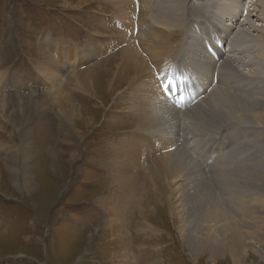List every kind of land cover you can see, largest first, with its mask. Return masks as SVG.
<instances>
[{
	"label": "rangeland",
	"instance_id": "rangeland-1",
	"mask_svg": "<svg viewBox=\"0 0 264 264\" xmlns=\"http://www.w3.org/2000/svg\"><path fill=\"white\" fill-rule=\"evenodd\" d=\"M67 1L68 9L59 6L61 0H0V98L5 99L0 104V264H233L228 254L212 259L209 251L200 253L206 247L197 245L199 240L206 239L204 231L198 234L199 228L205 224L214 226L223 210L224 225L229 222L241 227L239 263L264 264V125L234 121L225 112L227 108L233 109V104L224 107V115L228 116L227 120L224 117V123L188 118L180 101L191 99L194 83L199 84L193 79L195 73H187L184 84L176 72L189 65L186 45L191 39H196L195 43H200L205 54L213 58L205 48L207 41L212 51L220 55L219 62L213 73H198L203 94L200 88L196 89L198 97L192 101H202L205 94H212L217 86L222 89L223 84L231 94L263 101L264 40L260 36H264V0H215L210 6L207 3L213 0L206 3L176 0L178 6L181 4L177 10L181 14L179 23L172 25L175 31L171 33L174 38L171 42L180 43L179 51L176 50L179 55L171 54L176 71L171 70L166 80L160 77L159 81L170 87L171 94L167 97L170 106L182 110L184 115L177 113L176 120H166L171 125L162 128L166 133L157 132L156 141L152 135L155 132L141 135L136 130L137 119L125 107L129 94L121 79L129 77L128 69L123 71L126 77L119 78L113 87L120 94L114 97L113 90L108 95L112 100L99 89V78H95L105 66L116 72L119 52L126 44L119 42L121 37L116 30L126 28L125 21L111 14V5L106 0ZM170 1L142 0L144 10L151 9L143 10L144 23L153 19L155 11L169 8ZM134 3V13L138 16L140 0ZM222 6L225 12L217 15L216 9ZM207 7L216 10L215 16L205 12ZM209 20L216 21L213 24L217 33L208 26ZM96 31L101 34L99 44L108 45L93 47L90 56L82 60V66L65 71L66 66L54 59L65 75L55 82L61 97L68 99L69 92L77 113L94 115L90 127H86L89 120L78 121V118L70 126L52 103V88L42 81L40 65L45 61L52 69L49 64L54 62L50 56L56 57L53 49L56 44H60L67 56L75 47L83 56L86 42L94 38ZM217 36L220 40L215 46ZM114 38L116 42L107 43ZM224 56L236 65L239 77L231 70L226 72L225 67L221 69ZM146 61L152 73L167 63L150 58ZM184 70L193 69L184 67ZM68 72L81 78L86 73L93 78L95 93L104 96L99 108H92L94 99H88L81 91L71 92L73 86H68L66 81ZM11 75L23 79V83L11 81L14 80ZM173 76L176 83L169 81ZM182 82L188 90L183 96V90L177 91V84ZM161 135L166 137L161 139ZM177 136L179 140L171 143ZM143 137L147 142H142ZM112 144L122 148L130 145L134 149L127 152L130 157L126 155L117 162L109 155ZM149 145L150 152H145ZM176 148L188 154L187 160L199 168L208 186L204 183L205 192L195 194L194 199L204 212L193 208L197 216H192V212L184 217L183 223L170 213L172 208L169 209L165 200L167 177L156 175L152 184L145 179L153 168L154 158ZM27 151L31 155H26ZM74 152L77 154L71 155ZM217 175L224 178L223 184L215 181ZM25 182L30 185L27 190ZM241 201L245 202L246 214L238 208ZM246 227H261L263 233L255 239Z\"/></svg>",
	"mask_w": 264,
	"mask_h": 264
},
{
	"label": "bare ground",
	"instance_id": "bare-ground-1",
	"mask_svg": "<svg viewBox=\"0 0 264 264\" xmlns=\"http://www.w3.org/2000/svg\"><path fill=\"white\" fill-rule=\"evenodd\" d=\"M101 1L104 2L103 0H101ZM106 1H108L107 4L111 5V8H112L111 14L116 16V17H121L122 18L121 21L124 20L125 21L124 23H126V26H127L126 28L121 29L122 28L121 27L120 29L116 30V32L119 33L118 37H121V38H118L121 40L119 42L124 41L126 44H125V46H123V48H121V50L119 52L120 56L117 59L118 64L115 65L116 72L113 73L112 72L113 70L111 71L109 68L107 69V67H109V66H105L104 68H102L103 71L100 72L99 74H97L99 77H95V76L94 77L99 78L98 82H97L101 86V87H99V89L103 92L104 95L106 94L108 96L113 92V90H114L113 87H115L116 83L118 82V79L121 77H126L124 75L123 71H126V69H128V71L130 73L129 77H127L125 79H121V80H123V82L126 83V84L124 83L125 89L129 94L128 102L125 103V107H127L129 109L130 115L136 117L137 120H136V123H134V124L137 126L135 128L137 131H139V133H141V135L147 134L149 132H150V134L155 132L152 135L156 137L158 135V133H157L158 131L160 133H163L164 131L162 132V128L163 127L165 128L166 126L171 125L170 122H169L170 124H166V120H170V121L176 120L177 119V113H181L182 115L185 114L186 116H188V118L190 117V119H193L194 121L196 119H200V121L204 122V123L207 122V120H209V122L214 121L215 123L223 122L224 117H225V120H227L226 118L228 116H231V117H233V120L238 122L239 124L252 121L258 126L264 125V100L259 102L257 100V98H253V99L245 98L244 99L243 97H240L239 94L238 95L237 94L236 95L231 94V92L228 91L229 90L228 87H224V84H223L222 89H218L219 86H217L216 89H213L212 90L213 93L212 94L210 93L211 96H210V94H208V95L205 94L202 101L199 100L196 103L194 101H192V99H197V97H198L196 89L200 88V93H201L202 88L204 89V87H202L203 82L200 79V77L198 76V73L201 71L212 72L213 70H216V68H217L216 65L219 62L220 55L218 54V60L217 61L215 59H213L214 57L212 55L211 56L213 58H210L208 54H205L204 47H202L200 45V43H199V45L197 43H195L196 39L195 40L191 39V40H189V42L186 45V47H187L186 56L188 57V64L189 65H183L182 64L183 65L182 69L179 68L177 71L175 70V68H174L175 64L173 62V58H172L171 54L175 53L176 50L180 49V43H172L171 42L172 38H173V37L171 38V36H172L171 33H173L175 31V29H173L172 25L179 23V16L181 15L177 11L181 6V4L178 6V1H176V0L170 1L171 6H169V8H167V9H164V11H160V12L157 11V13L155 11V14L153 15V19L149 20V22H146V23H144V21H143V17L145 15V14H143V12L144 11L148 12L147 10H149L150 8H148L147 10H144V8L142 7V0H140V4H139V11H141V14L138 16H136L134 13L135 12L134 7L136 5L134 3V0H106ZM180 1H182L181 3H183L184 0H180ZM214 1L215 0L209 1L207 3V5L210 6L212 3H214ZM222 1H224V0H222ZM78 2H80V1H78ZM173 3H174V5H173ZM205 3H206V0H205ZM218 3H220V2H218ZM60 4L61 5H59V6H63V7L68 9V1L67 0H61ZM198 4H199V2H198ZM131 5H132V7H131ZM165 5H166V3H165ZM162 7L163 6H161V8ZM212 7H213V5H212ZM158 8H160V7H158ZM166 10H170V11L166 12ZM216 10H217V15H219V14L222 15L225 12V9L223 8V6L221 7V9L217 8ZM216 10L214 11V10H211L210 8L207 7L205 12L209 13L211 15L213 14L212 16H215ZM174 11H176V12H174ZM191 11H193V9ZM228 11L230 12V9ZM162 18L164 19L163 23H162ZM215 22L216 21H213V23H215ZM207 23H208V26L210 28H213L214 32L217 33L215 30L216 26L213 23H211V20L207 21ZM159 27H161V29H159ZM263 34H264V32H263ZM100 35L101 34H99L97 32V34L94 35L93 39L91 38L90 41L86 42V44H85L86 48H85V50H83L84 53H82L83 56H81V52L79 51V49L77 47H75V49H73V51H71V52L68 51V56H67L64 54L65 51H64V49H62L60 47V44L54 45L53 49H54V53H55L56 57L53 58L50 56L51 61L54 63L49 64V66L50 65L52 66V69L50 67H47V63L45 61L43 62V65H40V66H42L41 67V76L44 77V78H42V81H44V83L48 82V84H50V86L52 88L51 89V91L53 92L52 103L56 104L54 106H57V110H58L57 112H59L61 117H63V121L66 124L68 123L70 126L72 125L73 121H75L78 118V121L79 120H85V119L89 120V122L86 123V127H90L93 124V121L90 122V118H93L94 115L91 114V116H90V115L84 114V113H79V112L77 113L76 108H75V103L70 99L69 92H68V99L65 96L61 97L62 95H60L59 90L57 89L58 84H55V82L60 80V77H62V76L65 78V75L63 74L64 72H62L63 67L61 65H59L58 63H55L54 59H57L58 61L62 62V64L64 66H66L65 71L66 70L67 71H73L76 67H78V65L82 66V60L84 58L90 56L91 49H93V47L98 49V48H101L102 46L104 47V46L108 45V44H105L103 42H102V45L99 44L100 38L98 36H100ZM260 37L263 41L264 36L261 35ZM218 39L219 38L217 36L215 38V41H216L215 46L218 45V42L220 40V39L219 40ZM116 40L117 39L114 38L113 40H110L107 43H111V42L113 43V42H116ZM173 42H174V40H173ZM231 42L229 43L230 45L232 44ZM235 44H236V42H235ZM232 46L235 48L234 44L231 45V47ZM169 53H170V55H167ZM176 55H179V54H177V52H176ZM200 55H204V58H201ZM183 56H184V54H183ZM149 58L152 60H157V63H163L164 60H167V63L165 64V66L163 63V65H162L163 68L161 67L160 70L158 69V70H156V72L152 73L150 71V69L148 68V64L146 61V59H149ZM179 60H180V58H179ZM214 60H215V62H214ZM221 60H223V59L221 58ZM230 60L231 59H227V57L224 56V60L221 61V66H220L221 69H223L225 67L226 72L231 70V71H233V73H236L237 76L239 77V73H240L239 70L236 69V65L233 66L230 63L231 62ZM47 62L50 63L49 61H47ZM181 63H182V61H181ZM111 64L113 65V63H111ZM158 66H160V64H158ZM184 67H188V69L192 68L193 70H189V72H187L184 70ZM69 69H73V70H69ZM171 70H175L178 73V76H180L182 78L184 76H187L186 75L187 73H189V74L195 73V77L193 79H195L197 81V83L199 84V85H197L196 83H194V85L197 88L193 87L192 92H190L191 96H192L191 99H189V100L186 99L185 101L184 100L180 101V102L184 103L183 107H186V110H184V112H183L184 114L181 112L182 110L174 109L170 106L171 102L169 99H167V97L170 96V94H171L170 87L165 86L162 82L159 81L160 77L162 78V80H166L167 74H169V72ZM217 70H220L219 67ZM112 74H114V78L111 77ZM82 75H84L83 78H81L82 76H80V75L77 76L74 73L69 74V72H68V76L66 78V81L68 82V86H73V88H71V90H72L71 92H73V94H74V92L78 93L81 91L82 93L85 94V96H87L88 99H94V104L92 105V108L97 109V108H99L98 106H100L103 103L102 99L104 98V96L100 95L99 92H98V94L95 93L94 89H96V88H94V86H93L94 81L92 82L93 78L91 80V77L89 76V74L85 73ZM115 75H116V77H115ZM224 75H225V73H224ZM221 76H223V75H221ZM241 76H243V75H241ZM11 77L14 78V80L12 79L11 81L17 82V83H21V82L23 83V79H21V78L15 79V76H12V75H11ZM190 77L192 78L191 75H190ZM233 77L234 76H232V78ZM29 81L30 80H27V82H29ZM169 81H171L172 83L177 82V80L175 79L174 76L171 77L169 79ZM183 82H184V84H186L184 78H183ZM183 82H182V84H179V83L177 84L178 85L177 91L183 90L182 96L185 95L184 93H186L188 91L187 87L184 86ZM206 82H208V80ZM121 83H122V81H121ZM102 85H103V87H102ZM104 85H105V87H104ZM208 86L209 85H207V87ZM67 90L69 91L70 88ZM118 91H121V90H118ZM209 91H210V88H209ZM165 92H166V94H165ZM207 92H208V90H207ZM119 94L120 93H118V92L114 93V97L118 96ZM202 94L203 93H201V95ZM80 97H81V95H80ZM108 98H109V100L113 99V98H110V96H108ZM176 99L180 100L181 98H176ZM168 100H169V104L167 105L166 108H164L163 106L166 103H168ZM190 100H191V102H190ZM3 101H5V99L3 100L2 98H0V104H3L4 103ZM126 101H127V99H126ZM38 102L39 101L37 100L36 102H34V104L37 105ZM53 104H51V105H53ZM176 104H178V103L176 102ZM188 104H190V105H188ZM231 104H233V106H235V107L233 109L227 108V111H225V112H227L228 116L226 117L224 115V107H229L228 105H231ZM185 105H187V106H185ZM21 107L22 106H20V108ZM34 109H35V106L32 107L31 109H29V113ZM81 109H82V107H81ZM23 110L26 113V110L24 108H23ZM81 115H82V117H81ZM180 118H181V116H180ZM177 124H179V123H177ZM195 131H197V130H195ZM195 131L191 130L189 132L195 133ZM172 132H174V131H172ZM164 133H166V132H164ZM80 135H81V133H80ZM164 136L161 135V136H159V138L163 139ZM196 136L197 135H195V137ZM139 137H140V135H139ZM143 138H142V142H144L145 139H147V138H144V139ZM156 139H157V137L155 138V141H156ZM175 139L176 140L171 141V143L175 144L179 140L178 136ZM127 141H129V140H127ZM145 142H147V141H145ZM139 144H141V143L139 142ZM255 144H257V143H255ZM112 148H113V150L110 152L109 155H113V160L117 161V162L123 160L126 155H128L130 157L131 154L129 155L127 152L129 150L134 149V147H131L130 145H126L122 148L119 144H118V146L112 144ZM151 148L152 147L149 145L148 147H146L147 151H145V152H150L149 150H151ZM25 150L26 149H23L24 155H25ZM137 151H138V149H137ZM29 152L30 151H27L26 155H31ZM156 152L158 154V151H155V150L153 151L154 154H156ZM75 154H77V153L76 152L71 153V155H75ZM142 155H144V154H142ZM185 155H188V154L182 149L176 148L175 151L174 150L173 151L166 150L163 154H160V156H156L154 158V160H153L154 165L152 166L153 168H152V170L149 168L150 174L145 178L146 180H148V182H150L152 184V182H154V180H155L156 175H159L162 178H165V176L167 177L169 183L167 184V187H166L168 189V193H166L167 197L165 200L169 204L168 205L169 209L172 208V210H173V211L171 210L170 213L173 216H175V218L178 219L179 222H181V223L185 222V218L187 216H189V214H191L192 212H193L192 216H197L196 213L194 214L193 208H195L196 210H199V212H204L201 208L199 209V205H197L195 203L194 199H196L195 194H198V193L203 194L205 192L204 189H206L204 187L205 182L203 181L206 179L205 176L202 174V172L200 170L199 171L201 173L198 171L199 168L197 169V166L193 163L192 160H187V157ZM136 162H138L137 159H136ZM182 173H185L186 176H182L181 175ZM216 179H217L218 184L224 183V178L219 177V175L216 176L215 181H216ZM123 183H124V181H123ZM206 183H205V185H206ZM27 186L30 187L29 183L25 182L24 188L25 189L28 188ZM209 190H210V187H209ZM254 199L255 198H253L252 200H254ZM205 202L208 203V201H205ZM252 202H254V201H252ZM184 207H190V210H186ZM238 208L241 209V213H243V214H246L248 212L245 209V202H243V201L238 202ZM223 211L219 212V215L216 217L217 221L214 222V226L212 224H210V225L205 224L202 228H199L200 230H199L198 234H201L204 231L206 239H202L203 241L199 240L200 242L197 243V245L206 247V249H202L200 253H203L205 251H209L212 259L216 258V256L224 257V253H226L229 255L233 264H240L239 258L241 257L240 253L242 251H240L241 249L238 246V244H239L238 240L239 239L241 240L243 237V236H241V238H240V235H242V233L239 229L241 227L238 228L237 226H235L234 224L229 223V222H227V224L224 225V223H225L224 222V215H222ZM201 214L199 213V216ZM181 218L183 221L180 220ZM208 218H210V217H208ZM199 219H201V218H199ZM204 223H205V221H204ZM207 223H210V222H207ZM216 223H218V226ZM251 226H252V224H251ZM246 228H247V231L253 232L255 239H256L257 235L263 233V229H260L261 227L260 228H248V227H246ZM248 235H249V233H248ZM192 247H193V245H192ZM192 251H194V250H192ZM195 254H199V252H197Z\"/></svg>",
	"mask_w": 264,
	"mask_h": 264
}]
</instances>
